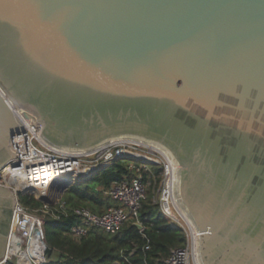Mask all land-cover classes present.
Listing matches in <instances>:
<instances>
[{
	"label": "water",
	"instance_id": "water-1",
	"mask_svg": "<svg viewBox=\"0 0 264 264\" xmlns=\"http://www.w3.org/2000/svg\"><path fill=\"white\" fill-rule=\"evenodd\" d=\"M14 110L62 151L164 149L200 263L264 264V0H0V166Z\"/></svg>",
	"mask_w": 264,
	"mask_h": 264
},
{
	"label": "built area",
	"instance_id": "built-area-1",
	"mask_svg": "<svg viewBox=\"0 0 264 264\" xmlns=\"http://www.w3.org/2000/svg\"><path fill=\"white\" fill-rule=\"evenodd\" d=\"M20 130L9 140V149L15 154L0 166V187L9 191L13 199L10 225L5 246L6 261L15 264H47L44 220L55 221L74 218V224L66 233L79 242L91 229H99L113 235L127 224L135 225L143 233L139 219L142 202L147 197L146 176L153 180L155 187L153 203L159 206L162 216L185 236V245L174 248L161 264H201L199 259V236L195 227L179 215L178 205L166 200V191L171 188L175 195L173 164L168 155L158 148L140 147L125 139L113 140L90 152H67L49 146L40 136V127L18 117ZM116 158H131L142 161V165L128 166L129 175L109 188L101 189L104 197L117 203L101 214L93 213L86 207H68L57 196L52 204L42 200L50 196L58 181L65 177L72 180L87 175L107 165ZM150 165L157 169L154 174ZM22 198L34 199L41 203L39 208H29L21 203ZM177 206V207H176ZM16 249L7 255V249ZM144 250H148L145 246ZM136 253L132 244L129 256ZM119 264V263H116Z\"/></svg>",
	"mask_w": 264,
	"mask_h": 264
},
{
	"label": "trees",
	"instance_id": "trees-1",
	"mask_svg": "<svg viewBox=\"0 0 264 264\" xmlns=\"http://www.w3.org/2000/svg\"><path fill=\"white\" fill-rule=\"evenodd\" d=\"M130 164L142 165L131 158H116L105 167L78 177L63 195L62 201L68 207H86L96 214L116 206L117 203L104 197L100 190L127 177ZM150 168L157 174L153 165ZM145 179L149 182L147 197L139 213L143 233L135 225L127 224L113 235L91 229L85 238L76 242L66 234L74 224V218L60 221L45 218L47 264H161L172 249L183 247L186 242L184 234L162 216L159 206L152 201L156 186L148 176ZM21 203L29 208L41 207V203L34 199L22 198ZM132 244L136 245V253L129 256ZM145 246L148 250L143 249Z\"/></svg>",
	"mask_w": 264,
	"mask_h": 264
},
{
	"label": "bare ground",
	"instance_id": "bare-ground-1",
	"mask_svg": "<svg viewBox=\"0 0 264 264\" xmlns=\"http://www.w3.org/2000/svg\"><path fill=\"white\" fill-rule=\"evenodd\" d=\"M12 112L14 113V115L17 114V113L15 112V110L12 111ZM18 117H20V116H17V115H16V118H17V119H19ZM18 121H19V120H18ZM125 140H129V141H131V142H134V143H136V144H137L138 146H140V147H147V148H149V149L158 148V149L161 150L162 152L166 153V151H165L164 149L160 148V147L157 146V145H153V144H149V143H145V142H140V141H136V140H132V139H125ZM166 154H167V153H166ZM167 155H168V154H167ZM168 157H169V155H168ZM169 158H170V157H169ZM171 162H172V164H173V170H172V173H173V181H174V185H175V180H176V168H175V165H174V163H173L172 160H171ZM67 178H69V177H65V178H63L62 180H59L58 183H57L58 186H56L55 188H53V189L50 191V196H49L48 198H45V200H47V201H53V200L57 197V195L59 194V188L65 185ZM165 195H166V200H167L168 202H169V200H170L171 203H172L174 206H175V205H178V208H179L178 213H179V215L182 216V217H184V218H186L187 220H189V221L192 223V225L194 226L192 220L188 217V215L184 212V210L182 209V207H181L180 204L178 203L177 198H176V195L173 194V192L171 191V188H170L169 190L166 191ZM176 207H177V206H176ZM194 227H195V226H194ZM195 230H196V234H197L196 236H199V233H198V230H197L196 227H195ZM197 239H199V238L197 237ZM12 251H16V252H17V250H16L15 248H14V249H11V250H10V249H7L6 254H7V255H10V254L12 253ZM4 255H5V253H4Z\"/></svg>",
	"mask_w": 264,
	"mask_h": 264
},
{
	"label": "rangeland",
	"instance_id": "rangeland-1",
	"mask_svg": "<svg viewBox=\"0 0 264 264\" xmlns=\"http://www.w3.org/2000/svg\"><path fill=\"white\" fill-rule=\"evenodd\" d=\"M54 259V256L52 257V260Z\"/></svg>",
	"mask_w": 264,
	"mask_h": 264
}]
</instances>
